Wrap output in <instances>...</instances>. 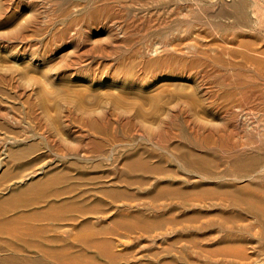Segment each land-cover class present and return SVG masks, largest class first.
<instances>
[{
	"label": "bare ground",
	"instance_id": "obj_1",
	"mask_svg": "<svg viewBox=\"0 0 264 264\" xmlns=\"http://www.w3.org/2000/svg\"><path fill=\"white\" fill-rule=\"evenodd\" d=\"M162 2L131 3L155 12ZM224 4L232 30L222 35L213 29L217 38L204 44L189 38L192 30L188 26L181 44L157 46L165 51L157 58L158 71L207 70L208 87L179 93L180 98L157 118V128L150 130L153 134L157 130V137H164L180 165L196 174L180 176L163 163L127 159L124 165L132 175L157 171L156 191L143 200L130 189L144 188L148 181L123 177L101 189L110 210L81 207L78 217L65 216L74 201L54 189L53 175L13 188L6 199H0V237L8 238L2 243L8 252L0 254V264H255L257 247L264 248V25L256 24L259 7L255 0ZM128 5V0H99L71 20L61 34H67L74 24L90 23L98 30L109 26L106 20L113 21L110 25L116 22L123 32L128 29L123 23ZM183 20L189 19L184 16ZM140 21L150 23L151 19ZM114 118L111 122L108 110L97 113L83 108L81 113L94 134L100 131L107 137L99 141L101 146L114 136L97 123L108 126L134 120L128 113ZM182 122L190 124L204 142L198 150L170 145L167 126ZM63 145L69 149V144ZM38 163L28 166L34 176L43 171ZM75 166L82 169L84 165L75 161ZM130 194L133 198L126 203ZM245 234L251 235L250 244H244Z\"/></svg>",
	"mask_w": 264,
	"mask_h": 264
},
{
	"label": "rangeland",
	"instance_id": "obj_2",
	"mask_svg": "<svg viewBox=\"0 0 264 264\" xmlns=\"http://www.w3.org/2000/svg\"><path fill=\"white\" fill-rule=\"evenodd\" d=\"M98 1L0 0V199H6L13 188L53 175L54 189L74 201L65 216L78 217L81 207L110 210L101 189L114 186L123 177L148 181L144 188L130 189L143 200L156 191L157 171L132 175L124 165L127 159L141 157L153 164L163 163L180 176L196 174L180 165L181 160L164 137H157V130L154 134L150 130L157 128V118L180 94L208 87L209 81L204 78L207 70L158 71L157 58L165 51L157 46L165 42L170 46L171 42L181 44L187 38L183 29L188 26L192 30L189 38L204 44L217 38L213 29L220 34L232 30L224 4L230 0H165L155 12L128 0L129 11L123 23L129 30L120 32L116 22L110 25L113 21L106 20L109 26H99L98 30L94 24H74L67 34H61L71 20L87 13V6ZM255 4L259 7L256 24L264 25V0H255ZM143 17L151 22H141ZM83 108L97 113L108 110L111 122L116 114L125 113L134 120H118L108 126L97 123L95 126L105 127L114 136L101 146L99 141L107 137L100 131L94 134L90 124L81 119ZM170 126V145L196 150L204 145L190 124ZM36 160H40L43 171L34 176L28 166ZM75 161L83 168H77ZM92 175L95 177L79 178ZM244 237V244H250L251 235ZM7 239L0 237V254L8 252L2 244ZM257 248L260 251L255 264H264L259 260L264 261V248Z\"/></svg>",
	"mask_w": 264,
	"mask_h": 264
}]
</instances>
